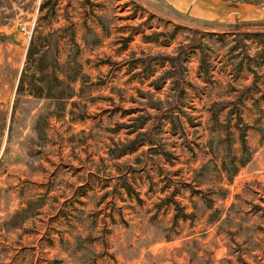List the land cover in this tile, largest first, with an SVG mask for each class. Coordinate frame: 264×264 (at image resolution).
Wrapping results in <instances>:
<instances>
[{"label":"rangeland","instance_id":"1","mask_svg":"<svg viewBox=\"0 0 264 264\" xmlns=\"http://www.w3.org/2000/svg\"><path fill=\"white\" fill-rule=\"evenodd\" d=\"M193 7L0 0V264H264V0Z\"/></svg>","mask_w":264,"mask_h":264},{"label":"crops","instance_id":"2","mask_svg":"<svg viewBox=\"0 0 264 264\" xmlns=\"http://www.w3.org/2000/svg\"><path fill=\"white\" fill-rule=\"evenodd\" d=\"M165 1H167L177 11H180V12H189L191 10L192 12L194 11L195 6L193 7V9L191 8L192 0H165ZM199 6H202V5L199 4Z\"/></svg>","mask_w":264,"mask_h":264},{"label":"trees","instance_id":"3","mask_svg":"<svg viewBox=\"0 0 264 264\" xmlns=\"http://www.w3.org/2000/svg\"><path fill=\"white\" fill-rule=\"evenodd\" d=\"M230 1L253 2V1H255V0H230ZM260 33H261V32H254V33H252V35L257 36V35H260ZM261 35L264 36V32H263V34H261ZM152 83H153V82H152ZM154 83H155V82H154ZM154 83H153V84H154ZM173 84L176 85V86H178V85H179V82L175 81ZM241 139H242V143H243V149H244V151H247V145H246V140H245V136H244V131L241 132ZM245 162H246V161H245ZM243 163H244V162H243ZM244 164H245V163H244Z\"/></svg>","mask_w":264,"mask_h":264}]
</instances>
